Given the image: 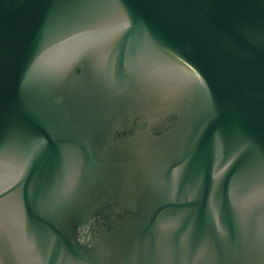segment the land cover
<instances>
[{
    "label": "water",
    "instance_id": "1",
    "mask_svg": "<svg viewBox=\"0 0 264 264\" xmlns=\"http://www.w3.org/2000/svg\"><path fill=\"white\" fill-rule=\"evenodd\" d=\"M0 264H264V0H0Z\"/></svg>",
    "mask_w": 264,
    "mask_h": 264
}]
</instances>
